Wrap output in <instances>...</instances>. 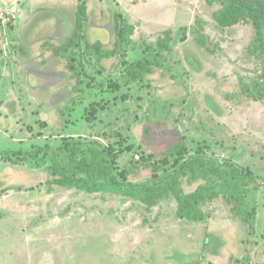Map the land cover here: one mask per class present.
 <instances>
[{
	"label": "rangeland",
	"instance_id": "rangeland-1",
	"mask_svg": "<svg viewBox=\"0 0 264 264\" xmlns=\"http://www.w3.org/2000/svg\"><path fill=\"white\" fill-rule=\"evenodd\" d=\"M219 9L213 0H0V264H264V102L241 93L260 72L248 53L254 29L219 28ZM116 14L134 26L132 45L98 57L94 46L116 49ZM166 32L169 52L158 47ZM139 62L151 71L130 83L126 70ZM189 135L214 141L207 153L249 170L258 191L220 197L191 222L174 197L148 208L53 184L50 159L67 141L110 148L117 170L140 184L163 169L134 171L133 161L159 163Z\"/></svg>",
	"mask_w": 264,
	"mask_h": 264
},
{
	"label": "trees",
	"instance_id": "trees-1",
	"mask_svg": "<svg viewBox=\"0 0 264 264\" xmlns=\"http://www.w3.org/2000/svg\"><path fill=\"white\" fill-rule=\"evenodd\" d=\"M220 5L215 13V21L221 29L236 25H252L254 38L248 47L249 55L255 59L260 72L249 82L242 84V94L264 102V0H213ZM79 28L86 19V7L79 10ZM128 24L120 14L115 15L116 49L103 52L94 46V53L104 58L125 56L132 45L134 26ZM130 27V33L125 32ZM186 29L181 30L185 32ZM179 32L178 36L182 33ZM172 34L166 32L158 40V47L169 52L172 49ZM149 63L130 65L126 72L130 83L142 81L144 73L151 71ZM88 143V144H87ZM212 140L202 136L183 137L182 143L174 150L162 154L159 163H151L145 159L133 161L134 171L141 168L162 170L155 173L149 182L128 183L131 169L119 172L117 170V155L108 147L95 142L67 141L55 150L50 159L49 169L54 177L53 184L69 190L77 189L87 194L107 192L123 193L134 200L142 201L148 208L156 206L160 201L176 198L177 215L180 219L200 222L206 205L220 197L245 200L251 192L258 191L254 176L247 169L234 165L229 160H221L215 154H208L207 149H213ZM48 155L50 150H38L36 154ZM1 154V152H0ZM21 155V153H16ZM26 155V154H25ZM151 160V159H146ZM198 184L195 190L186 191L188 186ZM244 203V202H242ZM239 212V211H238Z\"/></svg>",
	"mask_w": 264,
	"mask_h": 264
}]
</instances>
